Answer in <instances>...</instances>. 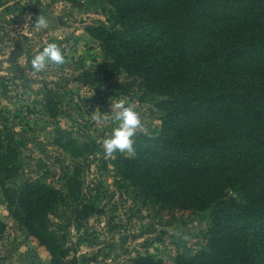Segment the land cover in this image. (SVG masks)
Wrapping results in <instances>:
<instances>
[{
  "label": "trees",
  "instance_id": "1",
  "mask_svg": "<svg viewBox=\"0 0 264 264\" xmlns=\"http://www.w3.org/2000/svg\"><path fill=\"white\" fill-rule=\"evenodd\" d=\"M107 1L111 23H88L86 32L104 64L159 95L163 111L158 132L135 138L134 156H112L118 185L129 183L143 202L209 217L204 248L180 251L172 263L139 254L133 264H264V0ZM56 136L74 154L93 148L65 128ZM3 148L0 127L10 212L46 248L49 264H78L50 226L63 190L39 178L6 184L18 164ZM67 185L76 197L75 176ZM95 210L88 202L74 208L80 217Z\"/></svg>",
  "mask_w": 264,
  "mask_h": 264
},
{
  "label": "rangeland",
  "instance_id": "2",
  "mask_svg": "<svg viewBox=\"0 0 264 264\" xmlns=\"http://www.w3.org/2000/svg\"><path fill=\"white\" fill-rule=\"evenodd\" d=\"M109 8L107 0H0V127L3 149L18 164L5 183L39 178L63 190L65 200L50 215V226L78 264H133L139 254L172 263L180 251L205 247L208 211L143 202L129 183L118 185L115 153L106 157L98 143L115 127L112 100L135 104L150 133L158 132L163 111L155 106L159 95L144 94L124 70L104 64L106 56L86 32L88 23H111ZM40 12L48 26L37 30ZM50 42L61 48L66 63L35 72L31 57ZM94 112L101 122L93 121ZM58 128L92 150L74 154L63 148L56 142ZM69 176L78 180L77 198L70 194ZM81 202L97 210L77 216ZM0 264H49L48 251L18 224L1 187Z\"/></svg>",
  "mask_w": 264,
  "mask_h": 264
},
{
  "label": "clouds",
  "instance_id": "3",
  "mask_svg": "<svg viewBox=\"0 0 264 264\" xmlns=\"http://www.w3.org/2000/svg\"><path fill=\"white\" fill-rule=\"evenodd\" d=\"M47 26V17L40 12L34 21V28L40 30ZM65 63L66 59L61 48L54 42L47 43L42 50H37L30 60L31 68L35 72H41L49 65L62 66ZM110 113L115 127L111 129L110 136L98 141L103 154L106 157H111L114 153L120 152L134 156L136 153L135 138L138 135H150L145 122L142 120L141 113L136 109L135 104L129 103L125 99L112 100ZM92 119L99 123L103 117L94 112Z\"/></svg>",
  "mask_w": 264,
  "mask_h": 264
},
{
  "label": "water",
  "instance_id": "4",
  "mask_svg": "<svg viewBox=\"0 0 264 264\" xmlns=\"http://www.w3.org/2000/svg\"><path fill=\"white\" fill-rule=\"evenodd\" d=\"M11 58H12V56H11Z\"/></svg>",
  "mask_w": 264,
  "mask_h": 264
}]
</instances>
